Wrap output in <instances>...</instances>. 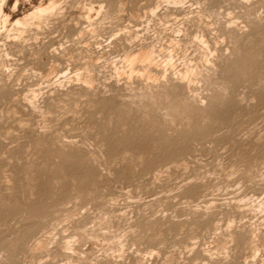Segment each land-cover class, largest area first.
<instances>
[{
	"label": "rangeland",
	"instance_id": "1",
	"mask_svg": "<svg viewBox=\"0 0 264 264\" xmlns=\"http://www.w3.org/2000/svg\"><path fill=\"white\" fill-rule=\"evenodd\" d=\"M156 1L67 0L60 17L1 37L0 264H44L48 254L33 253L32 244L64 209L82 207L88 209L77 222L91 225L110 212L120 221L129 236L124 264L253 260L250 226L264 220L248 198L264 201V0H192L181 11L158 0V12L171 10L164 11L166 28L164 14L151 16L147 8ZM92 3L105 8L82 18ZM21 5L20 12L29 9L27 0ZM140 47L155 50L158 67L138 63L131 73L124 55ZM162 90L197 111L172 116ZM229 221L239 230L230 256L202 255L203 246L227 234ZM54 249L60 251L56 243Z\"/></svg>",
	"mask_w": 264,
	"mask_h": 264
},
{
	"label": "bare ground",
	"instance_id": "2",
	"mask_svg": "<svg viewBox=\"0 0 264 264\" xmlns=\"http://www.w3.org/2000/svg\"><path fill=\"white\" fill-rule=\"evenodd\" d=\"M24 0H16V1H14L15 3H11L12 2V0H0V41L2 40V36H6V38L7 37H12L10 34H12V33H18V34H22V33H26V31L27 30H30V29H32V28H29L30 26H32V25H37V27L39 26V25H41L42 24V22L44 21H46V20H48V19H50V18H53V17H58L59 15L61 16L62 14H64V11H65V7H66V3H67V0H27L28 1V6H29V9L26 11H24V12H20V6H22L21 4H22V2H23ZM69 1V0H68ZM152 1V0H151ZM189 1H192V0H169L168 2H171L172 4L171 5H173L174 7L175 6H178L179 7V10L181 11V9L180 8H183V9H185L184 8V6L185 5H187V2H189ZM207 1V0H206ZM206 1H204V3H206ZM242 1V0H241ZM244 1V0H243ZM247 1V0H246ZM251 1V0H250ZM249 1V2H250ZM253 1V0H252ZM150 2V1H149ZM148 2V3H149ZM157 2V3H156ZM155 2V5H150V6H146L147 8H148V10H149V13L151 14V16H154V15H156L157 14V12H158V10H160L159 9V7H161L162 6V4H160L161 6H159L158 5V0ZM166 2V1H165ZM195 2V1H194ZM196 2H198V0L196 1ZM240 2V1H239ZM248 2V1H247ZM103 3V2H102ZM152 3V2H151ZM159 3H162V2H159ZM191 3V2H190ZM202 3V2H201ZM242 3V2H241ZM240 3V4H241ZM250 3H252V2H250ZM24 4V3H23ZM101 4V3H100ZM108 4V3H107ZM154 4V3H153ZM167 4V3H166ZM169 4V7H170V3H168ZM239 4V5H240ZM245 4V3H244ZM145 5V4H144ZM192 5V4H191ZM199 4L197 3V5L196 6H198ZM251 5V4H250ZM87 6V5H86ZM166 5H164L163 7H165ZM183 6V7H182ZM193 6H195L194 4H193ZM192 6V7H193ZM203 6V5H202ZM201 6V7H202ZM242 6H243V4H242ZM168 7V8H169ZM189 7V6H188ZM187 6H186V9L188 8ZM198 7H200V6H198ZM75 8V7H74ZM103 8V6L102 5H94V3H92V4H90L89 6H87V7H85L84 6V9H83V11H81V13H80V15H81V17L83 18V17H86V18H90L91 16H92V14H94L95 12H99V10H101ZM105 8V7H104ZM103 8V9H104ZM109 8V7H108ZM119 8H122V4H121V7L119 6ZM177 8V7H176ZM191 8V7H190ZM189 8V9H190ZM194 8V7H193ZM27 9V8H26ZM102 9V10H103ZM123 9V8H122ZM163 9V8H162ZM165 9H167V8H165ZM165 9H163L165 12H166V10ZM178 9V8H177ZM192 9V8H191ZM191 9H190V11H191ZM201 9H203V8H201ZM216 9V8H215ZM82 10V9H81ZM108 10V9H107ZM126 10V9H125ZM147 10V11H148ZM168 11V14H169V12L171 11L170 9H167ZM170 10V11H169ZM174 10V9H173ZM176 10V9H175ZM188 10V9H187ZM204 10V9H203ZM66 11H67V9H66ZM118 11V10H117ZM164 11H163V13H162V11L161 12H158V13H162V14H164V18H165V16H167L165 13H164ZM178 11V10H177ZM177 11H176V13H177ZM192 11H194V9L192 10ZM196 11V10H195ZM120 12V11H119ZM119 12H117V14L119 13ZM173 12H175V11H173ZM179 12V11H178ZM183 12H184V10H183ZM187 12V11H186ZM185 12V13H186ZM200 12H202V11H197V12H194L195 13V15L197 14V13H199V15L201 16L202 14L200 13ZM207 12V11H206ZM210 12V11H209ZM214 12V11H213ZM249 12V11H248ZM149 13H147V14H149ZM185 13H183V14H185ZM190 13V12H189ZM193 13V14H194ZM215 13V12H214ZM258 13V12H257ZM100 14V13H99ZM204 14V13H203ZM207 14V13H206ZM209 14V13H208ZM170 15V14H169ZM177 15V14H176ZM176 15H174V16H176ZM178 15H180V14H178ZM192 14H190V16H191ZM194 15V16H195ZM59 16V17H60ZM79 16V15H78ZM94 16V15H93ZM95 16H97L96 14H95ZM108 16V15H107ZM133 16L136 18V22L138 23V21L139 20H141L142 19V17H143V19H144V17H146L147 15H146V11H145V16H142V15H140V14H136V15H134L133 14ZM142 16V17H141ZM150 16V15H149ZM159 16H161V17H163L162 15H159ZM173 15H171V17H174ZM183 16H185V15H183ZM182 16V17H183ZM208 16V15H207ZM209 16H211V15H209ZM80 17V16H79ZM79 17H78V19H79ZM122 17V16H121ZM155 17V16H154ZM154 17H149V18H154ZM156 17H158L157 15H156ZM181 17V18H182ZM189 17V16H188ZM196 18H198L197 17V15L195 16ZM194 17V18H195ZM204 17H206V15L204 16ZM203 17V18H204ZM212 17V16H211ZM93 18V17H92ZM117 18V17H116ZM169 18V17H168ZM175 18V17H174ZM176 18H178V16L176 17ZM179 18H180V16H179ZM186 18H187V15H186ZM191 18H192V20H193V17L191 16ZM196 18H195V20H196ZM202 18V17H201ZM208 18V17H207ZM113 19V18H112ZM162 19V18H161ZM188 19V18H187ZM190 19V18H189ZM210 18H208V20H209ZM237 19V18H236ZM240 18H238V20H239ZM51 20V19H50ZM94 20V19H93ZM146 20H148V17H147V19ZM149 20H154V19H149ZM160 20V19H159ZM168 19H166L165 18V28H166V21H167ZM170 20H172V18L170 19ZM183 20H185V19H183ZM182 20V21H183ZM191 20V19H190ZM199 20H201V19H198V20H196V21H199ZM203 20H206V18H204ZM229 20H232V19H229ZM234 20V19H233ZM49 21V20H48ZM48 21H47V23H48ZM88 21V20H87ZM144 21V20H143ZM143 21H140V22H143ZM155 21V20H154ZM160 21H163V19L162 20H160ZM175 21V20H174ZM181 21V20H180ZM188 21V20H187ZM187 21H184V22H187ZM207 21V20H206ZM210 21V20H209ZM212 21V20H211ZM214 21V20H213ZM228 21V20H227ZM235 21V20H234ZM93 22V21H92ZM145 22V21H144ZM172 22V21H171ZM177 22H179V21H177ZM176 22V27H177V29H178V26H180V24H178ZM190 22V21H189ZM205 22V21H204ZM233 22V21H232ZM238 22H240V20L238 21ZM147 23V22H146ZM145 23V24H146ZM148 23H150V26H151V22H148ZM147 23V24H148ZM160 23V22H159ZM169 24H170V22H168ZM172 23H174V22H172ZM180 23V22H179ZM191 23V22H190ZM196 23H198V22H196ZM231 22H229L228 24H230ZM233 23H235V22H233ZM46 24V23H45ZM146 24V25H147ZM157 24V23H156ZM164 24H162V25H164ZM183 24V23H182ZM192 24V23H191ZM190 24V25H191ZM203 24V23H202ZM205 24V26L207 25L206 23H204ZM208 24H210V23H208ZM226 24H227V22H226ZM242 24H244V23H242ZM145 25V26H146ZM171 25H173V24H171ZM178 25V26H177ZM185 25V24H184ZM184 25H182L181 27H183ZM237 25H239L238 23H237ZM140 26H141V23H140ZM144 26V25H143ZM156 26V25H155ZM174 26H175V24H174ZM186 26H188V28H189V25H186ZM197 26H199V25H197ZM200 26H201V24H200ZM204 26V25H203ZM202 26V27H203ZM225 26H227V25H225ZM232 26V24L229 26V30H232V28L230 29V27ZM234 26V25H233ZM236 26V25H235ZM234 26V27H235ZM33 27H35V26H33ZM36 27V28H37ZM137 27V26H136ZM148 27V26H147ZM158 27V26H157ZM196 27V26H195ZM194 27V28H195ZM202 27H200V28H202ZM207 27H208V25H207ZM209 27H210V25H209ZM27 28H29V29H27ZM164 28V29H165ZM171 28H172V26H171ZM184 28H186V27H184ZM194 28L191 30V31H193L194 30ZM198 28V27H197ZM206 28V27H205ZM204 28V29H205ZM227 28V27H226ZM245 28V27H244ZM27 29V30H26ZM96 29V28H95ZM149 29V28H148ZM167 29H169L170 31H173L172 29H170V28H167ZM166 29V30H167ZM176 29V28H175ZM190 29H191V26H190ZM189 29V30H190ZM196 29V28H195ZM204 29H203V31H204ZM208 29V28H207ZM211 29V28H210ZM214 29H215V27H214ZM224 29V28H223ZM237 29V28H236ZM241 29V28H240ZM26 30V31H25ZM34 30V29H33ZM145 30V29H144ZM168 30V31H169ZM180 30H183V32H185V30L184 29H180ZM188 30V29H187ZM187 30H186V32H187ZM196 30H198V29H196ZM195 30V31H196ZM228 29H226V31H229ZM234 30V29H233ZM30 31H32V30H30ZM29 31V32H30ZM147 31V30H146ZM170 31H169V33H170ZM175 31V35H176V30H174ZM199 31V30H198ZM206 31V30H205ZM209 31V30H208ZM207 31V32H208ZM159 32V31H158ZM177 32H179V31H177ZM182 32V33H183ZM197 32V31H196ZM33 33V32H32ZM181 33V34H182ZM194 33V32H193ZM211 33V32H210ZM17 34V35H18ZM126 34V33H125ZM159 34H160V32H159ZM174 34V33H173ZM180 34V33H179ZM187 34H189V33H186L185 35L187 36ZM197 34V33H196ZM200 34L202 35V31L200 32ZM25 35V34H24ZM61 35V34H60ZM14 36V35H13ZM180 36V35H179ZM182 36V35H181ZM189 36V35H188ZM192 36V35H191ZM194 36V35H193ZM204 36V35H203ZM20 37H22L23 38V36L21 35ZM19 37V38H20ZM160 37V36H159ZM195 37H196V35H195ZM199 37V36H198ZM198 37H196V38H198ZM202 37V36H201ZM201 37H199V38H201ZM205 37V36H204ZM195 38V39H196ZM173 39V38H172ZM171 39V40H172ZM187 39V38H186ZM194 39V40H195ZM206 39V38H205ZM15 40V39H14ZM134 40H135V38H134ZM165 40V39H164ZM193 40V39H192ZM200 40V42H207V40H205V41H201L202 39H199ZM199 40H197V41H199ZM143 41V40H142ZM180 41V40H179ZM196 41V40H195ZM16 42H17V40H16ZM131 42V41H130ZM129 42V43H130ZM173 42V41H172ZM223 42V41H222ZM186 43V42H185ZM179 44H181V43H179ZM198 44H202V43H198ZM206 44V43H205ZM205 44H203L202 46H204ZM165 45V44H164ZM132 46V45H131ZM140 46V45H139ZM142 46H143V44H142ZM148 46V45H147ZM188 46V45H187ZM201 46V47H202ZM138 47V46H137ZM144 47H146L145 45H144ZM157 47V46H156ZM205 47H207V45L205 46ZM131 48V47H130ZM148 48V47H147ZM151 48V47H150ZM163 48V47H162ZM161 48V49H162ZM127 49L129 50V48H126V50L125 51H127ZM133 49H136V48H133ZM132 48H131V50H133ZM138 49V48H137ZM140 50L139 51H130L129 50V52L128 53H126V55H124L125 57H124V63H126L127 64V66H128V68H129V70H130V72L131 73H134V71H136L135 69H136V65L138 64V63H141V64H143L144 66L145 65H147V66H149V68L152 66V65H156L157 63H156V57L158 58V56L155 54V50L153 51V49L151 50L150 49V51H148V50H145V49H142V47H140L139 48ZM160 49V48H159ZM206 49H208V48H206ZM124 50V49H123ZM165 50V49H164ZM0 51H2V49L0 50ZM169 51V50H168ZM167 51V52H168ZM207 51V50H206ZM208 51H209V49H208ZM210 52H212L211 50H210ZM0 53H2V52H0ZM5 53H6V51H5ZM4 53V54H5ZM68 53V52H67ZM170 53V52H169ZM209 53V52H208ZM3 54V55H4ZM155 55H156V57H155ZM8 56V55H7ZM171 56H174V55H171ZM205 56V55H204ZM3 58V57H2ZM94 58V57H93ZM93 58L91 59V61L89 60V62H87L86 64V68H87V74L85 75V78H84V83L87 85V86H90L92 83H93V76L90 74L91 73V71H93L94 69L92 68V67H94V66H96L95 64H94V62H93ZM123 58V57H122ZM167 58V57H166ZM172 58V57H171ZM67 59V58H66ZM0 60H1V55H0ZM7 60V59H6ZM162 60V59H161ZM4 62H6L5 60H3ZM1 62V61H0ZM89 63V64H88ZM159 63V62H158ZM164 63V62H163ZM169 63H171L172 64V62H171V59L169 58ZM5 64V63H4ZM125 64V65H126ZM3 65V64H2ZM1 65V66H2ZM60 65V64H59ZM175 65V64H174ZM92 66V67H91ZM157 67H158V65H156ZM169 66H171V65H169ZM4 67V66H3ZM7 67V66H6ZM93 70H92V69ZM125 68V67H124ZM246 68V67H245ZM144 69V68H143ZM146 69V68H145ZM153 69V68H152ZM152 69H151V72H152ZM190 69V68H189ZM193 69V68H192ZM55 68L54 67H52L51 68V71L50 72H52V73H54L55 72ZM121 70V69H120ZM142 70V69H141ZM191 70V69H190ZM193 71V70H192ZM79 72V71H78ZM141 72V71H140ZM150 72V71H149ZM117 73V72H116ZM56 74V73H55ZM185 74V73H184ZM181 75H183V73L181 74ZM188 75H190L189 73H186V78H185V76L183 77V78H185V79H189V77H188ZM162 76V75H161ZM76 77V76H75ZM152 77V76H151ZM131 79V78H130ZM184 79V80H185ZM53 80V79H52ZM181 81H183L182 80V78L180 79ZM190 81V80H189ZM192 81V80H191ZM147 83V82H146ZM190 83V82H189ZM84 84V85H85ZM7 86V85H6ZM83 86V85H82ZM87 86L85 87L86 89H91V88H87ZM84 87V86H83ZM166 87H168V86H166ZM153 88V87H152ZM5 89V88H4ZM166 89V88H165ZM87 90V91H88ZM168 90V89H167ZM5 91V90H4ZM163 91V90H162ZM166 91V90H165ZM89 92V91H88ZM164 92V91H163ZM157 93V92H156ZM165 93V94H164ZM164 93H162L161 92V96L162 97H164L165 98V100H166V103L165 104H167V107L169 108V112H171V115L172 116H174V117H181V118H190V117H192V115L197 111V109L196 108H194L192 105H190L187 101H183V100H173V99H171V97L167 94L168 92H164ZM36 94V93H35ZM163 94V95H162ZM34 95V94H33ZM158 95V94H157ZM161 97V98H162ZM33 98V97H32ZM31 98V99H32ZM181 98V97H180ZM34 99V98H33ZM31 101H33V100H31ZM159 104V103H158ZM33 108V107H32ZM94 110V109H93ZM168 110V109H167ZM184 120V119H183ZM146 122V121H145ZM153 123V122H152ZM47 126V128H48V125H49V123H47L46 124ZM42 126H45V125H42ZM30 128V127H29ZM45 128V127H44ZM46 128V129H47ZM50 128V127H49ZM54 129V128H53ZM69 129V128H68ZM56 131V130H55ZM30 132V131H29ZM42 132V131H41ZM46 132H47V130H46ZM40 133V132H39ZM42 134V133H41ZM40 135V134H39ZM45 136V135H44ZM67 146V145H66ZM31 149V148H30ZM102 149V148H101ZM59 152V151H58ZM26 153V152H25ZM79 154V153H78ZM241 154V153H240ZM15 158V157H14ZM69 159V158H68ZM7 160V159H6ZM67 161V160H66ZM89 161V160H88ZM95 161V160H94ZM82 163V162H81ZM84 164V163H83ZM251 170V169H250ZM160 171V170H159ZM1 172V171H0ZM154 172V171H153ZM9 173V172H8ZM249 173V172H248ZM3 175V174H2ZM159 175V174H158ZM4 178V177H3ZM192 178V177H191ZM246 178V177H245ZM251 178V177H250ZM0 179H2L1 178V176H0ZM3 180V179H2ZM7 180V179H6ZM76 182V181H75ZM196 182V181H195ZM58 183V182H57ZM195 191V189L193 190H190V192H194ZM197 192V191H196ZM193 194H199L198 192L197 193H193ZM196 196V195H195ZM200 197V196H199ZM248 197V196H247ZM107 198V197H106ZM192 198V197H191ZM249 199H251L252 200V203L254 204L253 205V207H252V213H255L256 215L258 214V215H260V214H264V201H258L257 199H253V197H248ZM246 199V198H245ZM248 199V200H249ZM109 200V199H108ZM264 200V199H263ZM247 201V200H246ZM250 201V200H249ZM251 202V201H250ZM203 203H206V204H209V202H203ZM108 205V204H107ZM50 207V206H49ZM197 207V206H196ZM66 208V207H65ZM79 208H81V207H79ZM199 208H201V207H199ZM50 209V208H49ZM69 209V208H68ZM86 209H88V208H86ZM86 209H84L83 207L81 208V209H78V208H76V210L77 211H75V213H74V211L72 210L71 211V209L70 210H67V209H64V211H63V213L65 214V215H63L61 218L60 217H58L57 219L56 218H54L55 220H53L54 222H52L53 224L51 225L52 227H51V229H50V231L48 230V232H47V234L48 235H45V236H43V237H41V238H39V239H36L35 240V242H34V244H32V251H33V253H35V254H42V253H47L48 254V259H47V261H45L44 262V264L47 262V264H124V262H123V260L125 259V256H126V252H127V244H126V239H128V237L126 238V233H125V230H123V228L119 225V223L118 222H120V221H118L117 219H114V213L111 215L110 213V215L113 217V220L114 221H112L111 219L112 218H109L108 216H109V214H108V216L106 215V213H101L100 214V216H101V218L100 219H98L97 221H92V222H89L91 225H88V223H87V221L85 220V218H84V220H82L83 218H81V221L80 222H84V221H86V225H85V223H84V225H83V227H80V225H79V221L77 222V220H79L80 218V216H78V215H85V212H84V210H86ZM94 209V208H93ZM210 208L207 206V207H205V210H209ZM40 210V209H39ZM34 211V210H33ZM87 211V210H86ZM92 211V210H91ZM95 211V210H94ZM96 211H98V210H96ZM95 211V212H96ZM102 211V210H101ZM107 211V210H106ZM59 212V211H58ZM62 212V211H61ZM77 212H79V213H77ZM94 212V213H95ZM104 212V211H103ZM107 212H109V211H107ZM87 213V212H86ZM120 213V212H119ZM209 213V212H208ZM93 214V213H92ZM122 214V213H121ZM121 214H118L119 216H121ZM210 214V213H209ZM10 215V214H9ZM87 215H88V213H87ZM96 215V214H95ZM116 215V214H115ZM118 215H117V218L119 219L120 217H118ZM125 215V214H124ZM123 215V216H124ZM75 216H77V217H75ZM110 216V217H111ZM37 217V216H36ZM74 217L76 218V221L75 222H77V223H75L73 220H74ZM84 217V216H83ZM86 217V216H85ZM261 217V216H260ZM47 218H48V216H47ZM77 218H79V219H77ZM115 218H116V216H115ZM46 219V218H45ZM121 219H123L122 217H121ZM120 219V220H121ZM124 219H125V216H124ZM261 219V218H260ZM260 219H258V220H260ZM115 220H117L116 222H115ZM231 220V219H230ZM121 221H123V220H121ZM230 222V221H229ZM234 222L235 221H231L230 222V224H229V226H228V232H227V234L224 236V237H218V238H216L217 240L214 242L213 240H211V241H213V242H209V244L211 243V245H209V246H206L205 245V243L206 242H204V245L206 246H203L204 248L202 249V250H200V251H202V255H203V253L207 256H209L210 255V257L212 258V256H215V255H220V256H224L225 258H228L229 256H230V249H231V245H232V243H235L236 241L235 240H237L236 238V232H234V231H237V230H234L233 228L235 227V225H234ZM73 223H75V224H77V225H75L74 226V224ZM123 223V222H122ZM215 223V222H214ZM83 224V223H82ZM217 224V223H216ZM126 225V224H125ZM215 225V224H214ZM242 225V224H241ZM216 226V225H215ZM227 226V225H226ZM249 226V225H248ZM60 227V228H59ZM61 227H62V230L61 231H59L60 229H61ZM217 227V226H216ZM219 227H220V225H219ZM243 227V226H242ZM215 228V227H214ZM59 229V230H58ZM244 229V228H243ZM246 229V228H245ZM216 230L218 231V228H216ZM56 231H59L61 234H63L62 236H61V234H60V236H61V238L59 239V241H57V238H56ZM217 231H215V232H217ZM238 233H239V230L237 231ZM244 232V231H243ZM264 233V220H262L261 222H255V223H253V224H251V226H250V235H249V240H248V237H247V240L250 242V243H248V244H251L252 245V249L250 248V250H252L253 251V260L252 261H250V262H245V264H259V261L261 262L260 264H264V238H262L263 237V234ZM224 234V233H223ZM222 234V235H223ZM243 234V233H242ZM216 236H218V235H216ZM242 236V235H241ZM241 236H240V238H241ZM214 238V239H215ZM239 238V237H238ZM262 238V239H261ZM243 240V239H242ZM246 240V241H247ZM54 243H56V246H58V249L60 250L59 252H57V250L56 249H54V250H56V252L54 253V254H52L51 253V246L54 244ZM246 243V242H245ZM207 244V243H206ZM236 244V243H235ZM208 245V244H207ZM235 246V245H234ZM202 248V247H201ZM197 249V248H196ZM195 249V250H196ZM129 250V249H128ZM233 250V249H232ZM155 250H153V251H151V252H148V254H150V255H153V254H155V252H154ZM193 252H195V251H193ZM157 253V252H156ZM192 253V252H191ZM197 255H198V253H197ZM199 256H201L200 254H199ZM197 258H199V257H197ZM217 258V257H216ZM225 258H223V259H225ZM45 259V258H44ZM203 258H201V260H202ZM251 259V258H250ZM203 260H205V259H203ZM259 260V261H258ZM199 260H197V262H198ZM204 261H202V263H203ZM206 264V263H205ZM210 264V263H209Z\"/></svg>",
	"mask_w": 264,
	"mask_h": 264
}]
</instances>
